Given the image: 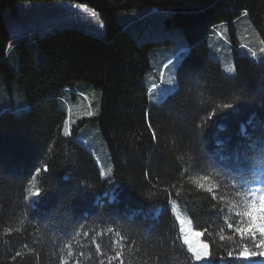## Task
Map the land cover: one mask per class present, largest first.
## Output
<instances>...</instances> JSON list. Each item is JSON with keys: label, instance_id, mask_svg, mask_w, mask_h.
I'll return each instance as SVG.
<instances>
[{"label": "trees", "instance_id": "1", "mask_svg": "<svg viewBox=\"0 0 264 264\" xmlns=\"http://www.w3.org/2000/svg\"><path fill=\"white\" fill-rule=\"evenodd\" d=\"M21 1L0 0V74L17 80L28 101L0 108V264H199L172 199L209 243L205 264H247L243 245L261 249L235 231L247 222L236 213L250 207L244 183L264 166V61L236 50V73H228L210 54L209 36L246 12L264 39V0H74L100 13L104 35L54 26L9 47L5 11ZM134 8L168 11L189 41L177 85L160 102L150 101L144 75L161 43L139 42L117 18ZM76 79L102 91L95 120L110 149V178L79 138L91 118L66 131L62 98ZM112 180L120 182L113 200L103 195Z\"/></svg>", "mask_w": 264, "mask_h": 264}, {"label": "rangeland", "instance_id": "2", "mask_svg": "<svg viewBox=\"0 0 264 264\" xmlns=\"http://www.w3.org/2000/svg\"><path fill=\"white\" fill-rule=\"evenodd\" d=\"M5 12L7 21L11 25L12 36H18L12 37L9 47L13 46L20 37L33 40L35 34L54 26H77L99 35L105 34V21L100 13L89 4L79 1L24 0L18 4L15 12L9 10ZM144 13L146 15H143ZM168 15L169 12L166 10L153 13L145 8L125 9L117 12L119 21L131 23L128 30L134 34L139 42L149 40L161 43L153 47L150 53L151 68L144 75L151 102H160L175 89L179 60L189 46L188 38L181 27L168 23ZM231 24L234 28L233 33L230 30ZM20 33L24 34L19 36ZM209 48L210 54L222 63L225 71L232 74L236 73L234 60L236 50L256 60L264 61V39L246 12L237 16L232 22L222 21L216 24L209 36ZM9 61L18 73L20 71V58L15 51L11 52ZM62 99L63 108L68 115L67 130L69 133L72 123L75 124L82 119L91 118L80 124V138L93 151L103 176L105 178L112 177L114 169L110 149L101 133L99 121L95 120L101 110V89L84 80H72L66 86ZM27 102L25 91L17 80L8 81L4 75L0 74V108H19L25 106ZM116 183L119 182L112 180L105 188L104 195L114 198V195L117 194ZM260 194L257 193L255 198L257 205ZM33 198L35 204V194ZM172 208L174 213L183 220L184 234L190 241V247L199 250L200 244L206 243L209 246L208 251H210V245L203 239V234L194 235V232L202 233V231L191 226L188 216L183 212L177 199H172ZM181 214L187 217L181 218ZM208 257L198 262L205 263ZM255 262L264 263V257L256 259Z\"/></svg>", "mask_w": 264, "mask_h": 264}, {"label": "snow or ice", "instance_id": "3", "mask_svg": "<svg viewBox=\"0 0 264 264\" xmlns=\"http://www.w3.org/2000/svg\"><path fill=\"white\" fill-rule=\"evenodd\" d=\"M255 55V53H253ZM229 71H232L229 69ZM231 105L225 104L224 108H230ZM91 115V113H89ZM67 131V129H66ZM211 192L212 189H209ZM35 195H39V190L36 191ZM253 197H255V193L251 194ZM237 216L239 217H247L246 226H243L245 224V221L243 219L240 220L241 226H236L235 231L238 232L243 240L250 241L251 245L255 249H261L260 251H249L248 249V243L246 242L243 245V250L239 252V258L243 260H250L254 256H260L264 257V191L261 192L259 196V204L257 205V202L255 199L251 200L250 207H248V210L245 212H237ZM178 223L181 225L183 224V220H181L179 217H177ZM229 228H233L234 225L229 223ZM181 231L183 232V228H181ZM259 233V238L257 237V234ZM195 236L202 235L201 232L196 231L194 232ZM184 243L190 245V241L185 236ZM208 244L202 243L199 246V250L197 249H191L194 253V258L196 261H200L202 259H206L210 253L208 251ZM19 255V253H17ZM119 256V254H117ZM229 256H232L233 254L231 252L228 253Z\"/></svg>", "mask_w": 264, "mask_h": 264}, {"label": "crops", "instance_id": "4", "mask_svg": "<svg viewBox=\"0 0 264 264\" xmlns=\"http://www.w3.org/2000/svg\"><path fill=\"white\" fill-rule=\"evenodd\" d=\"M24 33H20L19 36L23 35ZM12 37H18V36H12Z\"/></svg>", "mask_w": 264, "mask_h": 264}]
</instances>
